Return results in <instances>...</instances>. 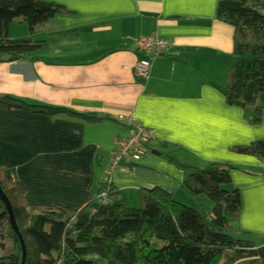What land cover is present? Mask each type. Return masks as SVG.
Returning <instances> with one entry per match:
<instances>
[{
	"label": "crops",
	"instance_id": "0c3cea01",
	"mask_svg": "<svg viewBox=\"0 0 264 264\" xmlns=\"http://www.w3.org/2000/svg\"><path fill=\"white\" fill-rule=\"evenodd\" d=\"M41 1L66 14L33 36L9 27L10 39L45 47L30 60L0 64V97L104 120L0 110V171L24 188L26 204L79 210L97 199L114 139L131 134L132 120L152 131L155 143L137 166L112 175L122 205L138 208L139 191L159 189L191 206L180 191L183 175L168 160L231 165L237 170L229 190L241 204L236 226L256 252L236 264H264L262 164L231 153L264 142V113L253 126L250 114L224 104L234 31L216 20L217 0ZM152 34L170 49L144 81L135 74L144 58L135 42Z\"/></svg>",
	"mask_w": 264,
	"mask_h": 264
},
{
	"label": "trees",
	"instance_id": "16d2710c",
	"mask_svg": "<svg viewBox=\"0 0 264 264\" xmlns=\"http://www.w3.org/2000/svg\"><path fill=\"white\" fill-rule=\"evenodd\" d=\"M65 14L62 8L41 0H0V64L30 60L45 47L44 42L10 39V25L24 26L33 36ZM216 20L234 31L235 64L226 74L224 104L250 114L253 126H258L264 113V0H217ZM0 110L47 118L63 115L88 124L104 120L35 107L6 96L0 97ZM128 127L132 134L133 127ZM231 153L264 165V142L235 147ZM168 162L181 171L180 191L191 200V206L153 189L139 191V209L128 210L118 192L103 180L97 199L79 210L29 206L24 188L0 171V190L23 241L25 264H236L255 258L249 236L236 226L240 196L229 186L237 169L227 164L192 168ZM134 166L137 164L129 168ZM104 189L105 206L99 199ZM96 202L98 208L90 209ZM21 257L19 242L0 203V264H20Z\"/></svg>",
	"mask_w": 264,
	"mask_h": 264
},
{
	"label": "built area",
	"instance_id": "2783aa9c",
	"mask_svg": "<svg viewBox=\"0 0 264 264\" xmlns=\"http://www.w3.org/2000/svg\"><path fill=\"white\" fill-rule=\"evenodd\" d=\"M136 49L143 55V59L135 66V74L138 78L147 81L155 60L167 55L170 43L159 38L156 34L148 37L138 38L135 42ZM133 127V132L128 137H116L114 139V149L110 154V164L105 173L103 182L105 186L111 185V177L115 173L126 172L129 166L136 165L147 148L155 143V136L152 131L139 124H134L132 120L126 122ZM264 172V165L262 166ZM107 189H104L99 196L100 204L106 205Z\"/></svg>",
	"mask_w": 264,
	"mask_h": 264
},
{
	"label": "water",
	"instance_id": "95a60500",
	"mask_svg": "<svg viewBox=\"0 0 264 264\" xmlns=\"http://www.w3.org/2000/svg\"><path fill=\"white\" fill-rule=\"evenodd\" d=\"M0 203L3 205L5 212L7 214V218H8V224L9 227L11 229V231L13 232V234L16 236L18 242H19V246H20V250H21V262L20 264H25V249H24V244L23 241L19 235L18 229L15 225V221H14V217L12 214V210L11 207L7 201V199L5 198V196L2 194L1 190H0Z\"/></svg>",
	"mask_w": 264,
	"mask_h": 264
},
{
	"label": "rangeland",
	"instance_id": "374dc122",
	"mask_svg": "<svg viewBox=\"0 0 264 264\" xmlns=\"http://www.w3.org/2000/svg\"><path fill=\"white\" fill-rule=\"evenodd\" d=\"M11 26V25H10ZM12 28H15V30H17V31H19V32H21V30H25V27L23 28V29H21V28H19V27H16V26H13ZM11 35H13V36H17V32L16 31H14V30H11ZM181 197H178V196H176L175 198H173V201L174 202H176V203H178V204H181V205H186V206H188V204H185L186 203V201H184V200H182V199H180ZM98 202H96L92 207L93 208H98ZM185 206V207H186ZM128 210H135V209H139V207L138 208H130V206H128V205H126L125 206Z\"/></svg>",
	"mask_w": 264,
	"mask_h": 264
},
{
	"label": "clouds",
	"instance_id": "9594fccd",
	"mask_svg": "<svg viewBox=\"0 0 264 264\" xmlns=\"http://www.w3.org/2000/svg\"><path fill=\"white\" fill-rule=\"evenodd\" d=\"M263 166V165H262Z\"/></svg>",
	"mask_w": 264,
	"mask_h": 264
}]
</instances>
